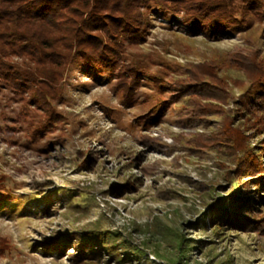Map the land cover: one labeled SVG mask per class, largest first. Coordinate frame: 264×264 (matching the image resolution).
<instances>
[{"label": "rangeland", "instance_id": "1", "mask_svg": "<svg viewBox=\"0 0 264 264\" xmlns=\"http://www.w3.org/2000/svg\"><path fill=\"white\" fill-rule=\"evenodd\" d=\"M232 3L239 18L249 17L220 36L205 26L191 33L183 15L172 20L151 12L145 39L124 52L125 62L142 74L128 105L116 76L82 62L69 65L63 96L53 101L62 118L36 138L42 109L0 86V264H117L105 252L75 263L71 243L61 253L40 246L91 229L117 232L144 251L130 252L127 264H177L170 259L182 256L183 264H264V229L229 224L215 234L212 204L235 187L237 179L228 176L233 156L215 147L195 149L197 135L215 128L220 116L193 122L171 80L187 62L215 59L231 94L225 107L249 112L264 95V80L247 81L234 61L238 53L258 51L264 62V0ZM148 72L159 74L162 86ZM161 111L158 122L145 117ZM84 148L97 156L89 169L76 155ZM180 235L189 247L184 255L176 245Z\"/></svg>", "mask_w": 264, "mask_h": 264}, {"label": "trees", "instance_id": "2", "mask_svg": "<svg viewBox=\"0 0 264 264\" xmlns=\"http://www.w3.org/2000/svg\"><path fill=\"white\" fill-rule=\"evenodd\" d=\"M251 7L256 11V6ZM153 11L172 20L183 15L191 33H199L205 26L215 36L232 33L249 17L244 13L239 18L232 0H0V86L5 84L29 97L42 109L45 121L36 127L33 137L57 127L62 115L53 101L63 96L65 73L75 62L88 65L93 72L116 76L124 103L134 101L142 74L125 62L124 52L128 44L145 39L152 27ZM234 61L244 70L247 81L257 84L264 80V62L258 51L238 53ZM221 71L215 59L187 62L183 74L171 80L179 98L184 99L182 109L193 122L220 116L215 128L197 135L195 149L215 147L233 156L228 176L231 182L237 179L235 187L212 204L215 234H221L229 224L248 231L263 230L264 95L251 104L249 112L238 105L225 107L231 94ZM148 74L162 86L159 74ZM163 102L167 106L169 101ZM162 115L161 111L145 117L158 122ZM76 155L82 169L97 161L88 148L77 150ZM243 174L248 178L240 180ZM177 241L181 255L188 253L186 237L180 235ZM68 243L74 248L69 258L75 263L105 252L117 264H127L130 252L144 253L126 244L117 232L100 229L68 232L46 239L40 246L61 253ZM154 252L164 256L159 249ZM182 257L170 261L183 264Z\"/></svg>", "mask_w": 264, "mask_h": 264}]
</instances>
